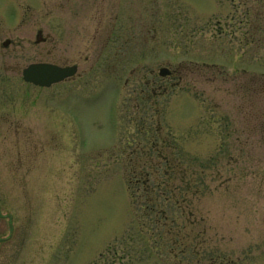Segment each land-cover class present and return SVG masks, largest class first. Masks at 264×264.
Returning <instances> with one entry per match:
<instances>
[{
    "label": "rangeland",
    "instance_id": "obj_1",
    "mask_svg": "<svg viewBox=\"0 0 264 264\" xmlns=\"http://www.w3.org/2000/svg\"><path fill=\"white\" fill-rule=\"evenodd\" d=\"M199 59L223 80L185 78ZM35 62L78 72L40 89L21 79ZM161 66L181 79L151 105ZM215 113L239 123L218 164ZM0 264H264V0H0Z\"/></svg>",
    "mask_w": 264,
    "mask_h": 264
},
{
    "label": "flooded vegetation",
    "instance_id": "obj_2",
    "mask_svg": "<svg viewBox=\"0 0 264 264\" xmlns=\"http://www.w3.org/2000/svg\"><path fill=\"white\" fill-rule=\"evenodd\" d=\"M25 15V14H24ZM35 14L30 13L29 14V20H32V27H33V31H34V46L36 45H43L44 47L46 46L47 41L49 40V37H42L44 31L46 30V27L44 25V20L47 17L46 11L42 14V16L40 17L39 20H37V18H35ZM116 15L114 18V21H116ZM218 19H216V24H218ZM217 26V25H216ZM217 28V27H216ZM123 29L121 27L117 28V30L112 33V29H109L108 35L105 37V47H114V49H116L114 55L118 56V59H114L111 60V64H113V66H109L107 65V67L109 68V70H111L112 73L116 74L117 68H118V73L119 70L123 68V59H124V52L122 50V48L124 47L125 44V37L122 33ZM66 26H61V33L59 34L58 37H66ZM248 36H250L249 34H247ZM90 37V38H89ZM87 37V40L90 42V40L92 39L91 36ZM151 37H154V35H151ZM246 38L247 41H249L250 39L253 40L254 37H244ZM90 39V40H89ZM214 40L215 42H218L219 37H209V40ZM208 43V39H206V43ZM86 49L88 50L90 48L89 45L85 46ZM74 63H71L69 65H72ZM197 64V63H196ZM76 65V64H75ZM198 65V64H197ZM65 66V65H63ZM187 66V71H185V78L190 77V75L193 74H203L205 73V71H215L216 72V79L219 77L220 80H223L224 78V73L223 71L218 67V64L216 62L213 61H207V59H204L203 61H201V65L195 66L192 65L191 62H189ZM78 67V66H77ZM112 67V68H110ZM117 67V68H116ZM116 68V70H114ZM168 74L167 76H160L159 73V69L153 70L150 69L148 70L147 75L150 76L149 79H146L145 81H143V89L141 90L143 96H142V101L143 102H148L151 101V105L152 102L156 101V97H160L162 94L165 95L166 89L167 88H172L174 87V85L177 82H173V79L176 77L177 79H181L180 73H177L171 69L168 68ZM203 72V73H202ZM183 74V73H182ZM114 75V74H113ZM127 83V79L125 80L124 84ZM147 90V91H146ZM145 94V95H144ZM220 109V107H219ZM218 110V109H217ZM216 110V111H217ZM222 117L223 114L222 113H215V116L212 117L214 119H206V124L207 125H211L213 126V124L216 127L214 136L211 138H208L206 135H203V147H204V151H205V155L207 159H211L214 158L215 159V163L212 164H218L220 162V159H222V154H228V153H232V152H237V149H234L235 147L233 146V140L231 141V138H233L234 134L236 133V128L238 127L239 123L236 122L234 119H228L225 122L222 121ZM236 140L238 139L237 136ZM159 136H158V140H159ZM161 142H164L163 138L160 139ZM154 144H152L153 146ZM151 146V147H152ZM147 148H145L143 145L136 144L134 149L132 150L131 154L132 155H136L135 159H130L126 162H123V164L125 165V163H127L129 165L130 168L135 169L139 167V164H141L142 162V155H144L146 153ZM131 155V156H132ZM235 164V163H234ZM233 164V165H234ZM131 180H129V183L131 184ZM136 183V181L134 182ZM143 184V183H142ZM152 209V208H151Z\"/></svg>",
    "mask_w": 264,
    "mask_h": 264
},
{
    "label": "water",
    "instance_id": "obj_3",
    "mask_svg": "<svg viewBox=\"0 0 264 264\" xmlns=\"http://www.w3.org/2000/svg\"><path fill=\"white\" fill-rule=\"evenodd\" d=\"M8 42V41H7ZM3 43L6 46L8 43ZM75 73V67L61 68L47 63L30 64L22 70V77L25 82L32 83L40 87H49L60 82L63 79L72 76ZM162 76L167 74L166 69H160Z\"/></svg>",
    "mask_w": 264,
    "mask_h": 264
}]
</instances>
